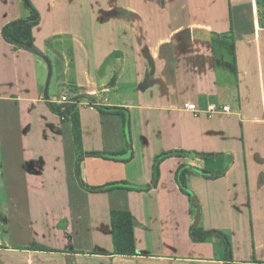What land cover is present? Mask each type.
Returning a JSON list of instances; mask_svg holds the SVG:
<instances>
[{
  "label": "crops",
  "instance_id": "1",
  "mask_svg": "<svg viewBox=\"0 0 264 264\" xmlns=\"http://www.w3.org/2000/svg\"><path fill=\"white\" fill-rule=\"evenodd\" d=\"M31 1L38 53L3 34L24 0H0V264H264V0ZM65 94L84 149L117 153L86 157L85 181L149 189L80 185L73 124L51 108ZM211 103L231 112L208 118ZM101 107L126 109L130 135ZM115 209L136 254L115 252Z\"/></svg>",
  "mask_w": 264,
  "mask_h": 264
},
{
  "label": "trees",
  "instance_id": "2",
  "mask_svg": "<svg viewBox=\"0 0 264 264\" xmlns=\"http://www.w3.org/2000/svg\"><path fill=\"white\" fill-rule=\"evenodd\" d=\"M25 5L30 9L31 15L27 19L16 20L8 23L4 29L3 34L5 39L12 43L15 48L20 49L24 48L29 51L38 53V49L35 46L32 31L33 28L39 24L40 22V14L38 10L34 7L31 0H24ZM234 35V32L231 31L227 34V36ZM224 41L227 42L233 50L235 49L234 40L226 39V34L223 37ZM51 108L58 113L63 120L70 121L73 124V136H74V146L76 152V175L80 182V185L87 190L92 191H108L113 188H129V189H140L146 190L151 186H138L135 188L131 183L126 181L121 182H113L109 183L105 186H90L84 179L82 173V162L86 157L94 156L101 157L104 159H114L117 153L105 152V151H86L83 145V136H82V128H81V118L79 110L77 109L76 104L67 103V104H51ZM101 112L103 113H113L118 114L122 118L123 122V130L125 135H130V115L126 109L119 107H101ZM177 151H167L163 152L156 156L154 163V177L155 180L158 179L159 176V166L162 161L173 156ZM116 159V158H115ZM177 181L181 190L187 195H192L187 186V177L184 166L180 168L176 175ZM137 187V186H136ZM111 221L113 227V239L115 244V252L118 254H128L133 255L137 253L136 244H135V225L136 221L133 217L132 213L128 210H112L111 212ZM191 233L193 237L199 236L200 241H204V239L208 235H216L225 237V235L218 230H203L198 227H194L191 229ZM31 248L35 249H48L45 246L35 244Z\"/></svg>",
  "mask_w": 264,
  "mask_h": 264
},
{
  "label": "built area",
  "instance_id": "3",
  "mask_svg": "<svg viewBox=\"0 0 264 264\" xmlns=\"http://www.w3.org/2000/svg\"><path fill=\"white\" fill-rule=\"evenodd\" d=\"M69 100L70 99H69L67 94L62 95L60 98L61 104L69 103ZM185 108L195 116H198L201 112V109L199 108V106L197 105L196 102L186 103ZM229 112H231V107L227 104L211 103L207 106V109H206V113H207L208 118H211L216 113H229Z\"/></svg>",
  "mask_w": 264,
  "mask_h": 264
},
{
  "label": "rangeland",
  "instance_id": "4",
  "mask_svg": "<svg viewBox=\"0 0 264 264\" xmlns=\"http://www.w3.org/2000/svg\"><path fill=\"white\" fill-rule=\"evenodd\" d=\"M38 12H39V11H38ZM129 148H130V145H129ZM163 152H167V151H163ZM163 152H161V153H163ZM161 153H160V154H161ZM218 158H221L222 161H223V160L225 161L227 157L222 156V155H218ZM219 160H220V159H219ZM209 164H211V163H209ZM219 169H220V168H219ZM199 212H200V211H199Z\"/></svg>",
  "mask_w": 264,
  "mask_h": 264
}]
</instances>
